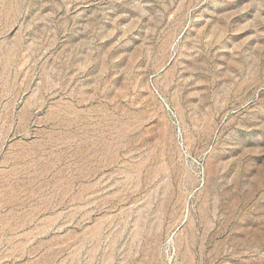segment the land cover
I'll return each mask as SVG.
<instances>
[{
  "label": "rangeland",
  "instance_id": "rangeland-1",
  "mask_svg": "<svg viewBox=\"0 0 264 264\" xmlns=\"http://www.w3.org/2000/svg\"><path fill=\"white\" fill-rule=\"evenodd\" d=\"M0 264H264V0H0Z\"/></svg>",
  "mask_w": 264,
  "mask_h": 264
}]
</instances>
